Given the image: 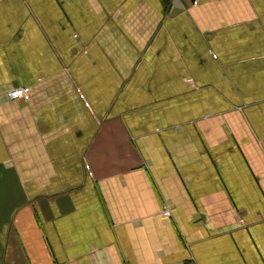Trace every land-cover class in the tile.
Returning <instances> with one entry per match:
<instances>
[{"label": "crops", "instance_id": "crops-1", "mask_svg": "<svg viewBox=\"0 0 264 264\" xmlns=\"http://www.w3.org/2000/svg\"><path fill=\"white\" fill-rule=\"evenodd\" d=\"M0 264H264V0H0Z\"/></svg>", "mask_w": 264, "mask_h": 264}, {"label": "built area", "instance_id": "built-area-1", "mask_svg": "<svg viewBox=\"0 0 264 264\" xmlns=\"http://www.w3.org/2000/svg\"><path fill=\"white\" fill-rule=\"evenodd\" d=\"M30 95V89L28 87H13L7 90L6 96L9 100H15V99H27ZM162 214L164 216L170 215V210L168 206H165L163 209Z\"/></svg>", "mask_w": 264, "mask_h": 264}]
</instances>
